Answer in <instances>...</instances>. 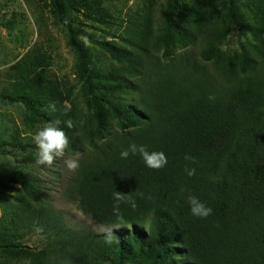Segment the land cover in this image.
<instances>
[{"label": "trees", "instance_id": "16d2710c", "mask_svg": "<svg viewBox=\"0 0 264 264\" xmlns=\"http://www.w3.org/2000/svg\"><path fill=\"white\" fill-rule=\"evenodd\" d=\"M48 1L78 53L81 87L51 76L50 53L35 47L0 88L1 103L26 113L23 129L0 128V157L15 163L0 161V264H264V0H166L162 24L158 0L126 17L109 0ZM81 17L120 21L118 39L92 37ZM233 29L236 51L222 47ZM69 119L80 123L68 129ZM57 120L80 165L61 195L101 231L58 210L60 165L35 163L37 123ZM133 142L164 152L167 165L121 159ZM115 191L137 204H121L122 222ZM189 195L212 214L193 216Z\"/></svg>", "mask_w": 264, "mask_h": 264}, {"label": "rangeland", "instance_id": "374dc122", "mask_svg": "<svg viewBox=\"0 0 264 264\" xmlns=\"http://www.w3.org/2000/svg\"><path fill=\"white\" fill-rule=\"evenodd\" d=\"M144 0H109L108 4L111 8H116V15L126 17L127 13L134 11L141 6ZM50 4L48 0H0V88L7 85L12 80L13 67L20 61L25 54L35 47H43L50 53L52 57V65L50 67L51 76L58 80H65L72 85L81 87L78 73V53L70 42V37L66 33L63 26L56 24L53 15L50 12ZM166 0H158L156 7V21L164 23L166 17ZM5 21H11V25H5ZM81 23L84 24L83 29L92 37H101L105 41H115L120 35V21L112 20L110 23L102 21H93L86 17H81ZM83 45L95 54L105 64L109 63L108 55L100 47L88 41L87 46L80 39ZM239 33L237 29L229 34L226 43L222 46L232 51L239 50ZM26 118L24 109L19 105H7L0 102V128L8 125V122L21 124ZM5 120L4 123H2ZM45 123L40 121L37 123L36 129H41ZM77 156L65 154V159ZM3 162L5 170L14 169V161H10L6 156H1L0 161ZM54 163L60 165L59 174L62 176V187H54L59 190L56 193L55 203L58 210L64 212L68 216H75L73 224L86 223L91 225L95 231L101 229L95 226L89 218H85L77 207L62 197L63 187L66 188L67 179L73 172L65 167L63 160L57 159ZM53 163V164H54ZM19 184L16 183V187ZM30 246L40 247L41 241L38 237H33L28 241Z\"/></svg>", "mask_w": 264, "mask_h": 264}, {"label": "clouds", "instance_id": "9594fccd", "mask_svg": "<svg viewBox=\"0 0 264 264\" xmlns=\"http://www.w3.org/2000/svg\"><path fill=\"white\" fill-rule=\"evenodd\" d=\"M80 39L87 46L88 37L81 36ZM209 99L214 100L215 97L210 96ZM52 110H55V105H50ZM68 129H73L77 126V123L73 120L69 119L64 122ZM60 121L49 122L45 124L41 129H39L32 137L34 144L36 145L37 151V159L35 163L40 166L51 167L53 163L57 159L63 160V163L68 171L75 172L79 169V160L68 158L65 159L66 151L69 147V138L67 133L58 125ZM139 155L146 167L152 170H160L164 168L167 163V156L162 151H152L149 152L144 145H138L136 143H131L127 149L121 151L120 156L121 159H127L129 155ZM186 160L191 163H195V159L191 156H186ZM185 173L189 177H193L196 174L195 168H189L188 165H185ZM138 191V190H137ZM183 191V189L181 190ZM143 196V193H140ZM188 204L190 206V211L193 216L201 219H205L209 217L213 210L210 207H207L203 202L200 201L199 198L189 195L187 197ZM113 215L119 220L123 221L124 216L121 211V204H125L130 206L132 209L137 207L136 201L133 198L132 192L125 194L121 191H115L113 193ZM40 231V229H37ZM107 242H111V230L105 228Z\"/></svg>", "mask_w": 264, "mask_h": 264}]
</instances>
